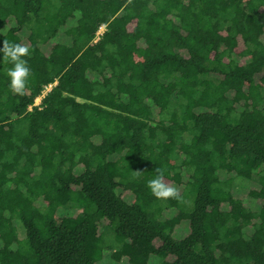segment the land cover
Instances as JSON below:
<instances>
[{
    "label": "trees",
    "instance_id": "obj_1",
    "mask_svg": "<svg viewBox=\"0 0 264 264\" xmlns=\"http://www.w3.org/2000/svg\"><path fill=\"white\" fill-rule=\"evenodd\" d=\"M5 39L0 264H264V0H0Z\"/></svg>",
    "mask_w": 264,
    "mask_h": 264
},
{
    "label": "clouds",
    "instance_id": "obj_2",
    "mask_svg": "<svg viewBox=\"0 0 264 264\" xmlns=\"http://www.w3.org/2000/svg\"><path fill=\"white\" fill-rule=\"evenodd\" d=\"M29 55L30 49L27 44L13 43L7 39L0 42V59L12 65L7 71L9 89L19 96L25 95L32 76L28 61L25 59ZM155 171L157 173L155 178L147 181L151 194L158 200L176 199L182 202L180 189L166 181L162 169L157 168Z\"/></svg>",
    "mask_w": 264,
    "mask_h": 264
},
{
    "label": "rangeland",
    "instance_id": "obj_3",
    "mask_svg": "<svg viewBox=\"0 0 264 264\" xmlns=\"http://www.w3.org/2000/svg\"><path fill=\"white\" fill-rule=\"evenodd\" d=\"M104 30H105V27H102V28L100 29L99 32H103ZM40 102H41V98H39V99L36 100V104H40ZM240 184H241V182H237V183H235V185H240ZM237 194H238V195L240 194V196H242V192H240V191H237ZM255 206H256V204H255L254 202H251V207H252L253 209H255ZM104 224L106 225V222H105ZM111 236H113V232H112L110 229H108V230L106 231V233H105V237H106L107 240H110V239L113 238V237H111ZM108 243H110V241L107 242V244H108ZM155 244H156V245H160L161 243H160L159 241H156Z\"/></svg>",
    "mask_w": 264,
    "mask_h": 264
},
{
    "label": "built area",
    "instance_id": "obj_4",
    "mask_svg": "<svg viewBox=\"0 0 264 264\" xmlns=\"http://www.w3.org/2000/svg\"><path fill=\"white\" fill-rule=\"evenodd\" d=\"M102 32H100V34H101ZM51 87V86H50ZM50 87H48L47 88V90L46 91H49L50 90ZM46 93L44 92V95H45Z\"/></svg>",
    "mask_w": 264,
    "mask_h": 264
}]
</instances>
